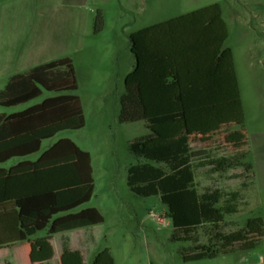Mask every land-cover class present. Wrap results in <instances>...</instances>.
Instances as JSON below:
<instances>
[{
  "label": "trees",
  "instance_id": "16d2710c",
  "mask_svg": "<svg viewBox=\"0 0 264 264\" xmlns=\"http://www.w3.org/2000/svg\"><path fill=\"white\" fill-rule=\"evenodd\" d=\"M100 26L97 13L93 31ZM227 36L217 2L129 34L134 66L125 76L117 120H145L150 133L128 144L129 151L143 161L126 168V185L137 195L158 196L166 206L165 217L173 227L170 238L191 243L182 254L184 261L213 258L234 247L252 248L264 234L263 219L254 216L246 219L241 232L226 239L218 224L236 211L239 192L225 193L212 184L199 192L193 184L195 168L205 167L211 175L230 166L227 156L210 157L204 149H194L193 141H207L221 129L239 125L243 117L233 53L224 45ZM76 88L72 61L61 57L11 75L0 89L1 107L26 103L42 89L55 93L23 110L0 113V248L26 240L29 231L45 229L47 239L103 221L95 207L72 211L86 203L93 190L86 150L63 137L36 159L26 158L57 132L83 126ZM225 139L234 146L245 144L237 130ZM10 160L17 161L1 166ZM241 167L233 176L244 184V171L250 165ZM205 224L209 225L207 245L199 241L197 232ZM61 248L63 264H82L77 251H69L64 242ZM90 264H113L109 250L97 251Z\"/></svg>",
  "mask_w": 264,
  "mask_h": 264
},
{
  "label": "rangeland",
  "instance_id": "374dc122",
  "mask_svg": "<svg viewBox=\"0 0 264 264\" xmlns=\"http://www.w3.org/2000/svg\"><path fill=\"white\" fill-rule=\"evenodd\" d=\"M213 2L219 3L227 25L224 45L233 53L243 117L239 125L227 126L207 141H193L194 149H204L214 158L225 155L230 163L224 171L211 175L205 167L195 168L193 184L199 192L211 184L225 193L239 192L236 211L224 215L218 224L226 239L241 232L249 217L260 216L264 229V0H101L87 6L88 35L81 42L82 49L71 53L78 74L73 93L83 106L84 124L79 129L57 132L41 142L43 149L51 139L66 136L90 155L92 194L86 203L72 211L95 207L103 221L78 231L86 240L83 264H90L93 255L104 247L109 250L113 264H264V234L252 248L234 247L213 258L184 261L182 254L191 243L170 238L173 227L165 217L166 206L158 196L137 195L126 185V168L143 161L129 151L128 144L150 133L145 120L128 123L117 120L118 96L124 92L125 76L134 61L128 35ZM97 13L101 26L95 33ZM14 68L0 71V89L16 72ZM53 94L42 89L39 96L26 103L0 106V113L19 110ZM233 130L239 132L244 145L227 142L225 136ZM241 164L250 165L244 171V184L233 176L241 171ZM208 229L205 224L197 230L204 245L208 244ZM45 232V229L29 231V236H43ZM74 234L71 233V238ZM20 248L19 245L0 248V264L4 258L14 260Z\"/></svg>",
  "mask_w": 264,
  "mask_h": 264
},
{
  "label": "crops",
  "instance_id": "0c3cea01",
  "mask_svg": "<svg viewBox=\"0 0 264 264\" xmlns=\"http://www.w3.org/2000/svg\"><path fill=\"white\" fill-rule=\"evenodd\" d=\"M97 1L101 0H0V71L15 67L14 74H17L53 59L69 57L78 77L71 53L82 49L81 42L88 35L87 6ZM119 97L120 94L118 102ZM28 106L30 105L2 113L10 114ZM81 107L83 111V106ZM63 137L66 136L51 139L45 148ZM43 149L40 148L39 152L26 158L36 159ZM17 160L7 161L1 166L6 168ZM79 230L82 228L53 234L47 239H44L45 235H28L26 240L11 245L22 248L14 260L4 258L2 264H36L53 260L63 264V242L67 244L69 251L80 254L83 264V245L86 240L78 234ZM72 232L75 233L74 238H71Z\"/></svg>",
  "mask_w": 264,
  "mask_h": 264
}]
</instances>
